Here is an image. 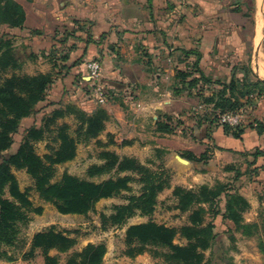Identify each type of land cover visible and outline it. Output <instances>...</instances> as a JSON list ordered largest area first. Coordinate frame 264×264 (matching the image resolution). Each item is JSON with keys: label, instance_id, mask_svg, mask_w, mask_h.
I'll return each mask as SVG.
<instances>
[{"label": "trees", "instance_id": "trees-1", "mask_svg": "<svg viewBox=\"0 0 264 264\" xmlns=\"http://www.w3.org/2000/svg\"><path fill=\"white\" fill-rule=\"evenodd\" d=\"M25 22L26 14L21 5L13 0H0V73L20 68V61L14 48L15 39L42 35L39 31L28 29ZM81 32L89 33L88 30L79 27L72 32L58 33L53 39L51 53L49 58L46 57L60 74L23 77L13 75L0 85L2 246H15L19 235L18 226L29 220L26 211L34 210L38 215L43 211L41 208H34L28 192L21 191L13 170H25L33 179L34 189L40 198L46 203L53 204L62 215H87L101 200L130 192L132 190L130 185L138 183L141 186L139 195L127 197L125 205L115 206L114 214L110 217L102 216L104 230L108 229V224L110 227L120 229L137 216H152L156 211L160 194L172 188V176L163 165L153 170L134 158L120 157L108 150L99 154L101 164L91 166L87 174L93 178L113 173L117 178L97 184L65 175L61 181L52 182L55 167L71 162L77 157L78 144L81 140H96L101 144L99 137L110 119L108 111L101 106L92 114H87L74 104H63L65 94L71 93L76 85L72 82V89L68 91L66 88L68 83L66 85V82H63L60 88L57 75H63L66 79L80 64L81 60L71 64L72 54L76 48L70 45V41L76 39L77 34ZM87 42L88 44L94 42L89 34ZM46 51L41 52L42 55H45ZM182 53L185 65L176 75V93L179 95L188 91L198 96L203 105L211 108V112L204 115L189 112L177 120L170 117L161 118L157 123V132L161 135L181 134L199 142L213 141L212 129L219 123V118L224 114L238 113L239 125L230 126L224 123L221 126L228 138L243 140L247 129L264 138V81L256 77L249 67L234 69L229 83L213 81L200 68L202 55L197 49L184 50ZM31 59H37V53L33 52ZM238 74L242 76L238 77ZM71 116L78 125L77 138L70 134L71 127L68 124L58 125L59 120ZM54 133L56 136L53 142L57 146L51 148L49 155L43 158L38 156L34 144L43 141L47 134ZM208 154L209 152L205 153L201 158H195L190 154L185 156L196 163H203L209 160ZM244 157L253 159L248 165L254 168L256 173L262 169L255 166L260 158H264V150L256 149L252 154H244ZM226 170L235 171V167L230 166ZM240 175L238 172L237 178ZM6 193L9 197H6ZM173 197L177 202L175 210L180 214H189V225L176 229L150 221L128 227L125 242L129 257L143 255L147 252L148 246H159L170 251L165 257L172 264H208L205 254L213 248L218 235L215 231L216 226L206 221L208 214L206 206L210 210H215L224 203V214L219 209L215 214H222L236 228L246 227L243 224V215L250 208V204L243 196L231 194L226 185L218 184L213 188L201 186L196 190L176 187ZM262 232L264 234V224ZM177 238L186 240L187 245H176ZM232 241L235 242L234 238ZM76 243L77 240L72 238L70 233L51 228L33 236L23 259H33L37 252H40L45 264H60L59 256L53 257L50 253L56 251L59 255L67 254ZM106 254L105 245H89L80 254L70 257L65 264H103Z\"/></svg>", "mask_w": 264, "mask_h": 264}, {"label": "crops", "instance_id": "crops-1", "mask_svg": "<svg viewBox=\"0 0 264 264\" xmlns=\"http://www.w3.org/2000/svg\"><path fill=\"white\" fill-rule=\"evenodd\" d=\"M13 1L25 11V26L42 34L18 39L19 43L29 46L30 56L37 53L39 74H60L47 58L58 33L72 32L79 27L89 31L93 43L88 44L85 32L70 41L76 48L71 64L81 60L78 67L66 79L57 75V83L60 86L68 83V91L74 82L76 85L71 93L65 94L63 104H74L87 114L100 106L87 97L85 79L86 64L98 60L111 97L103 107L110 119L99 139L110 138L112 152L134 158L143 165L148 155L154 153L156 159L151 163L163 165L172 174L173 189L177 179L186 183L194 165L198 164L186 154L201 158L214 146L209 165L215 158L234 161L244 157L246 151L252 154L250 150H264V138L250 129L245 131L243 140H231L222 127H215L213 141L202 142L181 134L157 132L161 118L177 120L189 112L202 115L210 110L198 96L188 91L176 93V75L185 65L184 50L200 52V68L213 81L229 83L237 67L251 68L264 81L261 74L264 61L253 57L264 52V0ZM43 51L47 53L42 55ZM177 156L189 165L181 164ZM259 165H264V158L257 161L255 168ZM50 255L59 254L52 251ZM22 260L28 261L23 257ZM38 264H45L44 258Z\"/></svg>", "mask_w": 264, "mask_h": 264}, {"label": "rangeland", "instance_id": "rangeland-1", "mask_svg": "<svg viewBox=\"0 0 264 264\" xmlns=\"http://www.w3.org/2000/svg\"><path fill=\"white\" fill-rule=\"evenodd\" d=\"M14 48L17 54L16 56L20 61V68L16 71L9 70L5 73H0V85H2L5 79L13 75L22 77L39 75L40 68L36 64V59H31L29 46L25 43H19L18 39H15ZM253 57H255V60L256 58H261L264 61V52L258 56L255 54ZM51 64L53 65L52 62ZM54 74L56 75V73ZM261 74L264 75L263 72ZM208 112H211V108ZM204 114L203 112L202 115ZM212 118L216 117L212 116ZM62 124H68L71 127L70 134L74 138H77L76 131L78 125L74 117L71 116L59 120L58 125ZM222 125H224V122L219 118V123L216 128H220ZM55 136V133L51 135L47 134L43 141L34 144L38 156L43 158L49 155L51 148L57 146L53 142ZM99 142L101 144L97 143L96 140H81L78 144L77 157L71 162L56 166L52 182L57 183L61 181L65 175L97 184L117 178L113 173L93 178L88 176L87 172L91 166L101 164L99 154L104 150L111 151L112 143L110 138L105 137V139ZM211 148L208 154L210 156L209 160L210 158L212 159L211 153L215 147L212 146ZM250 151L255 152V149ZM246 152L247 154L249 153V151ZM155 159L154 153L149 154L144 164L155 170L157 166L149 163ZM252 161L253 159L249 157H238L234 161L217 160L215 158V161H212L213 163L209 165L207 163L208 161L198 163L194 165L192 176L186 180V183H183L185 181H182V179H177V184H174L175 187L183 188L186 185V189L190 190H196L201 186L213 188L218 184H223L228 187L231 194L243 196L250 204V208L243 215V224L246 227L242 229L236 228L231 221L224 218L222 215L224 214V203L220 204L218 208L216 207L215 210H210L206 206L208 210L206 221L208 223L212 222L216 226L215 231L218 235L217 240L213 244V248L205 254L208 264H245L246 261H251V264H264V234L262 232L264 224V165H259L262 169H259L256 173L254 171L255 169L248 165V162ZM230 166H234L235 171H227L226 168ZM238 172L241 174L239 178H237ZM13 173L18 180L21 191L28 192L34 208H41L43 211L39 215L34 210L26 211L29 220L27 223L18 226L19 235L15 246L5 247L0 245V263L38 264V261L43 259L41 253L26 262L22 260L23 253L28 252L30 241L36 233L55 228L57 231L70 233V236L77 240L76 245L67 254L57 255L59 256L60 264H65L70 257L80 254L89 245L106 246L107 254L103 264H172L165 257L170 254V251L159 246H148L147 252L143 255L129 257L126 253L128 250L125 242L126 231L132 225L148 223L150 221L176 229L189 225V214H180L179 211L175 210L177 202L173 197V188L160 194L156 211L152 216H137L129 220L120 229L119 227H110L108 224V229L104 230L102 216L110 217L114 214L113 208L115 206L125 205L127 204V197L139 195L141 193V186L138 183H132L130 185L132 189L130 192H124L119 197L101 200L87 215H62L53 204L46 203L40 198L34 189L33 179L25 170H13ZM197 175H200L201 178L194 179L193 177ZM172 181L173 178L171 177V183ZM190 186L192 188H189ZM6 197H9L8 193H6ZM218 209L222 211V214H215ZM232 238H234L235 242L232 241ZM175 244L178 246H186L187 241L177 238ZM52 255H55V253ZM246 256H250L251 258L246 259Z\"/></svg>", "mask_w": 264, "mask_h": 264}, {"label": "built area", "instance_id": "built-area-1", "mask_svg": "<svg viewBox=\"0 0 264 264\" xmlns=\"http://www.w3.org/2000/svg\"><path fill=\"white\" fill-rule=\"evenodd\" d=\"M86 87L87 97L96 101L101 107L106 106L110 101L109 88L103 81L102 65L98 60L86 64ZM222 122L230 126H237L240 123L238 113L224 114L220 117Z\"/></svg>", "mask_w": 264, "mask_h": 264}, {"label": "water", "instance_id": "water-1", "mask_svg": "<svg viewBox=\"0 0 264 264\" xmlns=\"http://www.w3.org/2000/svg\"><path fill=\"white\" fill-rule=\"evenodd\" d=\"M177 160L181 163V164H184V165H189V162L179 156H177Z\"/></svg>", "mask_w": 264, "mask_h": 264}]
</instances>
